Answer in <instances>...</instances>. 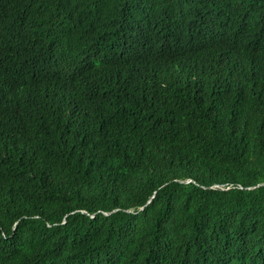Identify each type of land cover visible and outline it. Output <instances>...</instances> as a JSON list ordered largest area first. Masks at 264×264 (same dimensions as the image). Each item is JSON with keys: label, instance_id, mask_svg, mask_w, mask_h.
I'll use <instances>...</instances> for the list:
<instances>
[{"label": "trees", "instance_id": "1", "mask_svg": "<svg viewBox=\"0 0 264 264\" xmlns=\"http://www.w3.org/2000/svg\"><path fill=\"white\" fill-rule=\"evenodd\" d=\"M0 264H264V0H0Z\"/></svg>", "mask_w": 264, "mask_h": 264}]
</instances>
